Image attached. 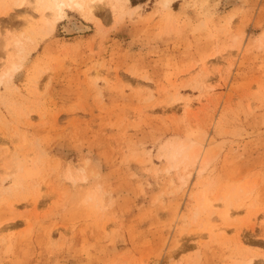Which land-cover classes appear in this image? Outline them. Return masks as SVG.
Instances as JSON below:
<instances>
[{
  "label": "rangeland",
  "instance_id": "374dc122",
  "mask_svg": "<svg viewBox=\"0 0 264 264\" xmlns=\"http://www.w3.org/2000/svg\"><path fill=\"white\" fill-rule=\"evenodd\" d=\"M90 1L0 0V264H264V0Z\"/></svg>",
  "mask_w": 264,
  "mask_h": 264
},
{
  "label": "bare ground",
  "instance_id": "6f19581e",
  "mask_svg": "<svg viewBox=\"0 0 264 264\" xmlns=\"http://www.w3.org/2000/svg\"><path fill=\"white\" fill-rule=\"evenodd\" d=\"M68 1H70V2H75L77 5H80V6H83L81 3H79V2H77V0H68ZM80 1V0H79ZM87 1V0H86ZM99 1H103V0H91L90 1V3L88 4V6H89V8L90 9H92L93 7H94V3L95 2H99ZM35 2V1H34ZM54 4H55V6H56V9L58 10V12H56V13H58V15H59V17H61L62 16V14L64 13L63 12V5H64V3H66V0H65V2H64V0H54ZM50 5V4H49ZM48 5V7L49 8H51V11H53L52 10V8L53 7H51V6H49ZM47 7V8H48ZM46 8V7H45ZM51 14H54V13H51ZM43 18V17H42ZM44 19V18H43ZM230 214V213H229Z\"/></svg>",
  "mask_w": 264,
  "mask_h": 264
}]
</instances>
